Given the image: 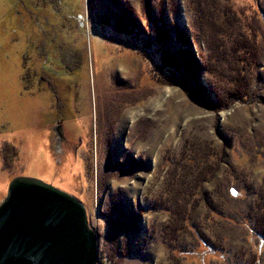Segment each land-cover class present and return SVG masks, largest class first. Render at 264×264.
<instances>
[{
	"label": "rangeland",
	"instance_id": "rangeland-1",
	"mask_svg": "<svg viewBox=\"0 0 264 264\" xmlns=\"http://www.w3.org/2000/svg\"><path fill=\"white\" fill-rule=\"evenodd\" d=\"M16 176L84 204L97 264H264V0H0V203Z\"/></svg>",
	"mask_w": 264,
	"mask_h": 264
},
{
	"label": "water",
	"instance_id": "water-1",
	"mask_svg": "<svg viewBox=\"0 0 264 264\" xmlns=\"http://www.w3.org/2000/svg\"><path fill=\"white\" fill-rule=\"evenodd\" d=\"M84 204L41 179L16 176L0 203V264H97Z\"/></svg>",
	"mask_w": 264,
	"mask_h": 264
},
{
	"label": "trees",
	"instance_id": "trees-1",
	"mask_svg": "<svg viewBox=\"0 0 264 264\" xmlns=\"http://www.w3.org/2000/svg\"><path fill=\"white\" fill-rule=\"evenodd\" d=\"M124 13V11L122 12V14ZM206 13V15H207V18H202V21H203V24H204V35H205V37H207V40H209V39H214V37H213V34H212V30H210V28H211V25H212V27H213V30L214 31H221V33H223V32H225V29L224 28H222L221 29V26L222 25H224V21H230L231 23H232V20H231V17H232V10L231 9H223L222 10V12H221V14L219 15V16H215V17H213V16H210L209 15V13H207V11L205 12ZM123 16H125L126 18H128L129 16H128V14L127 13H124L123 14ZM122 18V19H124V21H123V23H125L127 26H126V28H122L121 27V25H123L122 23H120L121 22V17H118L117 18V21H116V23H117V25L116 26H114V29H116V31L117 32H122V30H125L126 32H128L129 30H127V29H129V27L131 28L132 26H133V29H134V27H137L136 25L137 24H135V22L134 21H132V19L129 17L128 18V21L126 20V18ZM221 17V18H220ZM227 24V23H226ZM129 26V27H128ZM164 27V26H163ZM199 27V26H198ZM122 29V30H121ZM132 29V28H131ZM174 29H175V27H174ZM168 28L166 27H164L163 28V31H161L162 33H159L160 34V38L162 39V40H164L163 39V37H165V36H167V34H168ZM175 30H177V29H175ZM130 33V31L128 32V34ZM218 33V32H217ZM211 34V35H210ZM175 36L176 37H178L179 36V32H178V30L175 32L174 31V39H175ZM204 37V38H205ZM167 38V37H166ZM179 46H181V47H183V48H186V49H188L189 48V45H187L186 43H184V41H183V43H181ZM231 52H232V49H231ZM179 55V54H178ZM182 55H183V57L185 58V60H188V61H193V58L190 60V59H188V57L185 55V54H183V52H182ZM249 59V58H248ZM149 60V59H148ZM148 60H147V57H146V63H148ZM169 60V59H168ZM164 61H165V59H164ZM169 61H171V59L169 60ZM172 62V61H171ZM173 64V63H172ZM214 64V66H212V67H215L216 66V64H217V62H215V63H213ZM165 65V64H164ZM174 65V64H173ZM155 66H158V65H155ZM154 66V67H155ZM156 69V68H155ZM161 69V68H160ZM211 70V69H210ZM167 72H168V70H166ZM180 73H181V75L183 76V72H181V71H179ZM214 71L212 70V73H213ZM160 73V71L158 70V69H156V71H155V76L157 75V74H159ZM215 73V72H214ZM152 74H153V72H152ZM166 76V75H165ZM174 79H176V80H178V78H174ZM185 81V80H184ZM184 81H182L181 83H182V85L186 88V86L188 87V85H187V83H185ZM222 91L223 92H225V90L229 93V91L230 90H227V84L224 82V84L222 85ZM229 95L231 96V93H229ZM224 103V102H223ZM221 104V103H220ZM225 104V103H224ZM224 104H221L220 105V107H222V105H224ZM6 145H3V147L1 148V153H2V158H3V168H7V167H9V166H11L12 164H14V162L16 161V160H18V151H17V149H16V147H14V145H11V144H7V143H5ZM72 195V194H71ZM74 196V195H73ZM77 198V197H76ZM258 206L260 207V208H262V204L260 205L259 203H258ZM263 221H261L260 223H259V220H258V222H257V224L259 225V229H256V231H255V235H256V244L258 245V244H260V242L261 243H263L264 244V227H263V223H262ZM260 255L258 254V253H255L254 255H253V257H252V259H251V261L250 262H248L247 264H259L260 262H259V260H260Z\"/></svg>",
	"mask_w": 264,
	"mask_h": 264
},
{
	"label": "bare ground",
	"instance_id": "bare-ground-1",
	"mask_svg": "<svg viewBox=\"0 0 264 264\" xmlns=\"http://www.w3.org/2000/svg\"><path fill=\"white\" fill-rule=\"evenodd\" d=\"M122 30V29H121ZM123 32V31H122ZM126 32V31H125ZM154 78V77H153ZM247 97V96H246ZM250 103V102H249ZM219 105V104H218ZM206 106V105H205ZM172 227V226H171ZM98 246V245H97ZM97 250H98V247H97Z\"/></svg>",
	"mask_w": 264,
	"mask_h": 264
}]
</instances>
